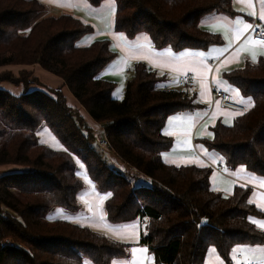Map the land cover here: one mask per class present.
Returning <instances> with one entry per match:
<instances>
[{
    "label": "trees",
    "instance_id": "16d2710c",
    "mask_svg": "<svg viewBox=\"0 0 264 264\" xmlns=\"http://www.w3.org/2000/svg\"><path fill=\"white\" fill-rule=\"evenodd\" d=\"M87 1L97 6L103 0ZM114 2V30L127 36L147 32L155 48H205L219 42V34L202 29L199 20L212 10H231V0ZM45 11L40 0H0V66L38 64L60 77L90 117L102 123L109 148L120 160L108 146L96 147L95 131L65 102L60 87L45 86L26 70L18 76L1 70L0 84L10 82L22 90L14 94L0 86V165L14 167L0 171V264H114L128 256L127 242L46 217L55 207L81 208L77 194L84 184L74 156L95 187L108 193L103 207L109 222L147 220L138 242L147 246L154 264H203L210 246L227 264L234 245L264 244V229L248 219L263 215L248 199L249 186L236 185L223 196L211 187L209 166H177L161 156L170 146L162 131L165 118L200 105L194 93L164 88V74L135 61L122 98H114V82L100 76L115 55L109 39L82 44L94 31L90 23ZM223 76L253 104L230 125L215 122L200 141L226 165L242 164L264 176V56ZM32 84L36 87L29 88ZM43 125L65 150L39 140ZM126 165L145 178L134 176Z\"/></svg>",
    "mask_w": 264,
    "mask_h": 264
},
{
    "label": "crops",
    "instance_id": "0c3cea01",
    "mask_svg": "<svg viewBox=\"0 0 264 264\" xmlns=\"http://www.w3.org/2000/svg\"><path fill=\"white\" fill-rule=\"evenodd\" d=\"M40 1L46 5L44 15L56 16L61 13H70L92 25L94 31L90 33L91 35L83 37L82 44H87L96 38L109 39L115 55L100 71V76L104 79H114L115 76L123 75L124 70L131 68L135 61H143L158 74H164L165 82L170 86L174 85L179 74L189 73L194 77V86L188 90L194 93L200 105L191 110L169 114L165 118L162 131L169 137L170 146L161 151V156L166 163L177 166L185 164L209 166L211 187L220 191L223 196L231 195L236 185L249 186L248 199L263 212V215H250L248 219L264 221V176L249 171L242 164L235 167L226 165L218 152L208 149L200 141V137L210 135V127L215 122L221 121L223 124L230 125L237 113H240L223 105L219 98L212 97L211 82L228 90L238 101L245 103L247 108L253 104L251 98L240 95L226 81L223 73L243 65L247 60L256 61L260 56H264V43H258L251 36L255 22L264 25V19L261 18L264 16V0H231L230 11L216 9L204 14L199 20V26L206 31L219 34L220 41L205 48L182 49H175L170 45L155 48L149 34L144 31L133 36L115 31L113 28L114 0H103L97 6L90 5L87 0ZM75 9L79 13H75ZM245 25L248 27L246 28ZM212 59H215V63L211 62ZM126 63L129 65L128 68L125 67ZM21 68L32 71V74L37 76L45 86L60 87L67 104L71 107H79L77 99L63 85L62 79L45 71L38 64L0 66V70L11 69L15 72ZM127 79V76L122 79V92ZM0 86L14 94L22 90L21 85L12 86L7 82H1ZM35 87L36 85L33 84L29 86V88ZM121 93L113 97L120 99ZM85 113L89 115L86 111ZM53 147L60 148L58 145ZM87 176L84 173L86 186L78 193L81 208L76 212H69L61 207H55L48 213L49 218L70 220L129 243L128 256L115 261L114 264H154L153 255L147 246L138 242L143 232V221L133 219L121 223L109 222L103 207L108 193L99 191ZM101 196H104L103 201L100 200ZM101 216L104 220L100 219ZM255 225L258 227L257 224ZM234 248L237 249L236 252H233ZM239 255L264 264V244L234 245L229 252L230 261L227 264H237ZM85 264L91 263L85 261ZM203 264L225 263L216 249L210 246L206 250Z\"/></svg>",
    "mask_w": 264,
    "mask_h": 264
},
{
    "label": "rangeland",
    "instance_id": "374dc122",
    "mask_svg": "<svg viewBox=\"0 0 264 264\" xmlns=\"http://www.w3.org/2000/svg\"><path fill=\"white\" fill-rule=\"evenodd\" d=\"M75 13H79L76 9H75V11H74ZM88 35H91V34H87L86 36H84V37H87ZM83 39V38H82ZM82 41V40H81ZM10 65H22V64H10ZM32 65V64H31ZM39 66V65H38ZM2 70H9L14 76H18V74H19V72L21 71V70H26V71H29V72H31L32 73V71H30V70H28V69H26V68H21V69H19V70H16V72L15 71H12L11 69H2ZM1 71V70H0ZM46 71V70H45ZM48 72V71H47ZM49 73H51V72H49ZM51 74H53V73H51ZM33 75V74H32ZM53 75H55V74H53ZM130 75H131V68H129V69H127V70H124V74L123 75H121V76H115V78L114 79H109L110 81H112V82H114V89H115V92H114V90L112 91V96H114V95H116L117 96V94H120L121 92H122V79L124 78V77H126L127 76V78H129L130 77ZM56 76V75H55ZM116 82H118V83H116ZM7 83H9L10 85H12V86H18V85H15V84H13V83H10V82H7ZM11 86V87H12ZM41 87V86H40ZM43 88V87H42ZM187 89H189V90H191V88H187ZM123 93L124 92H122L121 93V96H123ZM63 96H64V94H63ZM122 98V97H121ZM64 99H65V102H66V98H65V96H64ZM67 103V102H66ZM79 103V102H78ZM70 106V105H69ZM72 108H74V109H76L79 113H80V115L82 116V118L84 119V121H86V123H88L90 126H91V128L95 131V133H96V136H97V138H96V141H97V143H98V145L96 144V147L97 148H102V146H104V147H107L108 146V150L111 152V155H113V156H115V157H118V156H116L115 155V153H113L114 151H112V150H110V148H109V146H110V144L108 143V140H107V138H105V136H104V132H103V126H102V123L101 122H98V121H95V120H93L89 115H87L86 113H85V109L80 105V103H79V107H72ZM85 110V111H84ZM58 121H60L59 119H58ZM37 134H38V137H39V140L41 141V142H44V143H46L47 145H49L50 147H52V148H54V149H56V150H60V151H63V150H65V147L63 146V144L55 137V135L51 132V130L47 127V126H45V125H43V126H40L39 128H38V131H37ZM101 139H106V141H107V144L106 145H102V144H100L99 142H100V140ZM99 141V142H98ZM54 144H56V145H54ZM60 146V148H58V147H53V146ZM74 159H75V162H77V167H78V170H77V175L81 178V180H82V182H83V184H84V186H86V181H85V179H84V173L85 174H87L86 173V171L84 170L85 168L84 167H80V165L81 164H83L82 162H80V161H78L77 160V158H76V156H74ZM118 159H119V157H118ZM120 160V159H119ZM110 164H112V162L110 161V159H109V161H108ZM118 164H119V162H118ZM169 164V163H168ZM84 165V164H83ZM128 167V171L130 172V173H133L134 174V176H140V177H143V178H145V176L144 175H142L138 170H135V169H133V168H131V167H129V166H127L126 165V168ZM13 166H11V165H0V171H8V170H13ZM82 168H84V169H82ZM137 176V177H138ZM88 177V176H87ZM140 177H138V178H140ZM90 179V178H89ZM83 186V187H84ZM82 190V189H81ZM80 192V191H79ZM78 192V193H79ZM77 199H79L78 198V194H77ZM79 201V200H78ZM64 209V208H63ZM85 209V208H84ZM64 210H66V209H64ZM68 211V210H67ZM49 220H51L50 218H49V214H47V216H46ZM53 220V219H52ZM143 224H144V226H147V220L145 219L144 221H143ZM149 225H152V223H149ZM148 225V226H149ZM100 231V230H99Z\"/></svg>",
    "mask_w": 264,
    "mask_h": 264
},
{
    "label": "built area",
    "instance_id": "2783aa9c",
    "mask_svg": "<svg viewBox=\"0 0 264 264\" xmlns=\"http://www.w3.org/2000/svg\"><path fill=\"white\" fill-rule=\"evenodd\" d=\"M252 39L255 41L264 40V25L261 23L255 22L251 31ZM212 63H215V59L211 60ZM125 67L128 68L129 65L126 63ZM175 87L180 88H191L194 86V77L189 73H182L177 75L174 85ZM170 85H164V88H169ZM211 95L213 98H219L221 103L225 106H228L237 111H244L247 109L245 103L238 101L228 90L218 87L215 83H210ZM100 144L106 145V139H101ZM221 169V166H219ZM237 264H260L257 260L245 259L241 255L238 256Z\"/></svg>",
    "mask_w": 264,
    "mask_h": 264
},
{
    "label": "snow or ice",
    "instance_id": "6c2138e0",
    "mask_svg": "<svg viewBox=\"0 0 264 264\" xmlns=\"http://www.w3.org/2000/svg\"><path fill=\"white\" fill-rule=\"evenodd\" d=\"M261 18L264 19V16H262ZM245 27L247 28L248 26L245 25ZM121 38H123V37L121 36ZM258 43H264V40L258 41ZM249 103H251V101H249ZM240 114H242V113H237V115H240ZM80 167H84V165L81 164ZM103 199H104V196H101L100 200L103 201ZM100 219L104 220V217L101 216ZM250 222L257 224L258 227L264 229V221H258V220H254L253 218H250ZM236 251H237V249L234 248L233 252H236ZM133 252L135 253V249H133Z\"/></svg>",
    "mask_w": 264,
    "mask_h": 264
}]
</instances>
